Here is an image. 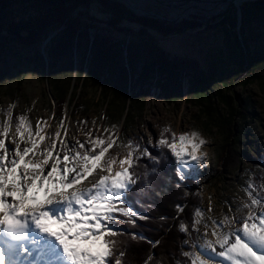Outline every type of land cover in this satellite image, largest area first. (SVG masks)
<instances>
[{
  "label": "rangeland",
  "instance_id": "obj_1",
  "mask_svg": "<svg viewBox=\"0 0 264 264\" xmlns=\"http://www.w3.org/2000/svg\"><path fill=\"white\" fill-rule=\"evenodd\" d=\"M110 1L124 6L121 1ZM254 1L240 7L253 8ZM240 7L231 4L219 15L194 13L170 22L161 18L169 16L166 8L157 2L148 4L146 10L157 17L134 15L166 21L178 29L160 36L125 20L119 23L122 31L108 28L101 22L105 13L92 2L89 9L100 21L96 24L104 28L98 32L99 37L106 40L118 68H125L128 75L127 95L114 97L102 88L89 87L70 72V63H78L81 47L63 55L53 69L46 66V49L50 40L59 37L61 27L50 30L48 38L32 45L18 40L27 36L25 31H8L9 23L32 18L43 10L31 0H14L0 11V121L6 118L9 106L15 105L13 116L27 115L33 128L37 120H47L49 131L54 133L61 118L66 117L73 136L85 139L78 133L77 122L86 120L87 125L80 127L87 131L94 128L95 119L96 126H118L121 142L131 138L144 146L149 140L155 144L165 126L177 134L197 131L207 141L201 149L207 154V166L195 177L201 190L199 206L207 210L211 201L212 215L220 217L229 204L235 208L239 198H245L243 189L250 175L254 172L259 183L264 173V12L257 11L246 23L240 19ZM232 12L236 14L234 26L226 24ZM224 17L227 19L222 22ZM241 51L247 60H259L253 59L248 70L238 72ZM164 52L176 65L180 92L169 99L157 85L167 79L158 69ZM145 65L149 69L141 78ZM252 71L261 78L250 77ZM195 76L206 80L191 86ZM218 92L234 100L235 114L230 120L233 129L228 134L220 127L219 119L228 108L220 102ZM64 100L60 115L57 102ZM205 103L210 104L211 113L206 111ZM116 152L124 156L126 149L118 147L113 154ZM200 229L203 232V225Z\"/></svg>",
  "mask_w": 264,
  "mask_h": 264
},
{
  "label": "snow or ice",
  "instance_id": "obj_2",
  "mask_svg": "<svg viewBox=\"0 0 264 264\" xmlns=\"http://www.w3.org/2000/svg\"><path fill=\"white\" fill-rule=\"evenodd\" d=\"M14 107L0 121V264H127L129 241L152 246L144 264H164L155 252L161 241L139 230L138 221L151 218L137 210L139 193L165 167L178 181L198 176L207 166L201 134L165 126L155 144L144 146L121 142L118 126H96L93 119L87 131L80 127L86 120L77 122L85 139H69L66 117L53 133L47 120L33 128L27 115L14 117ZM118 147L124 156L113 154ZM243 190L245 198L220 217L212 215L211 201L207 210L194 207L190 223L180 218L187 206L180 203L176 216L158 217L178 220L185 237L174 264H264V173L257 183L253 172Z\"/></svg>",
  "mask_w": 264,
  "mask_h": 264
},
{
  "label": "trees",
  "instance_id": "obj_3",
  "mask_svg": "<svg viewBox=\"0 0 264 264\" xmlns=\"http://www.w3.org/2000/svg\"><path fill=\"white\" fill-rule=\"evenodd\" d=\"M14 0H0V11L6 9ZM42 6L43 10L32 18L20 20L19 22H11L7 26L8 31L18 33L25 31L27 36L19 38L22 44H35L42 41L48 32L57 27H61L59 37L50 40L45 52L46 66L51 69L56 67L57 61L63 55H70L71 52L80 48L78 63H70V72L77 76L80 81L87 83L89 87L102 88L104 92H110L112 96H126L128 93V75L125 68H118L115 56L109 52V46L106 40L99 37L98 32L104 29L97 25L100 22L92 14L93 9H89L92 2L95 6L101 7L105 13V18L101 22H105L108 28L122 31L119 23L122 20L136 24L140 30L147 28L156 31L160 36H166L175 33L178 29L168 24L166 21L157 19L139 17L132 14L123 5L110 0H31ZM253 8L247 6L240 7V19L243 22H249L255 16L257 11L264 12V0H256L251 2ZM81 9V11L79 10ZM85 19V21H83ZM226 17L222 18V22L226 21ZM227 25L234 26L236 23V14L232 12L227 20ZM197 25V24H195ZM92 30V33H89ZM164 52L160 58L159 71L167 76L164 83L157 82L162 94L169 99L179 96V84L176 82V65L171 62ZM256 62L259 58H245L244 52H240L238 56V72L248 70L252 65V60ZM66 67V66H65ZM149 66L145 65L140 73V77L144 78L148 72ZM250 77L261 78L255 71L249 73ZM0 76V81L1 77ZM206 78L194 77L191 86L194 83H201ZM219 100L228 110L224 117L219 119L220 127L226 134L230 133L233 126L230 122L231 117L235 114L234 100L231 96L218 92ZM142 101H140L141 103ZM66 101L57 102V108L61 115ZM205 109L211 113L209 103H205ZM245 113V112H242ZM154 155L158 154L154 149L149 147ZM142 164L147 161H142ZM149 167L151 165L149 164ZM143 170V169H141ZM171 168L165 167L159 176L149 177L151 187L145 188L139 193V199L142 206L137 210L150 214L147 221H138L139 230L143 231L147 237L152 240H160L155 252L156 259H163L164 264H174L173 256L179 257L181 241L185 238L178 232L174 221L168 219L160 221L158 217L164 215L169 218L176 216L175 205L177 203L187 205L180 218L190 223L194 207L200 203V193L196 178L187 181H178ZM179 183V187H176ZM185 191L189 193L184 196ZM159 193V194H158ZM198 193V194H197ZM131 195H136L133 192ZM169 225H172L169 228ZM122 227H127L123 225ZM195 235V233L193 234ZM131 247L125 257L127 264H144L146 257L153 251L152 246L145 241H129ZM186 250V249H185ZM155 264V260L153 261Z\"/></svg>",
  "mask_w": 264,
  "mask_h": 264
},
{
  "label": "bare ground",
  "instance_id": "obj_4",
  "mask_svg": "<svg viewBox=\"0 0 264 264\" xmlns=\"http://www.w3.org/2000/svg\"><path fill=\"white\" fill-rule=\"evenodd\" d=\"M118 1H121L125 6H127L134 13L137 14L152 13L146 10V6L148 4L157 2L161 4L162 7L168 10L169 16H164L165 18L171 20L173 19L179 20L185 18L186 16H191L194 13H203L207 17L219 15L223 11H225V8H227L231 4L239 8L242 3L251 0H196V1L188 0L184 2L172 1V0H118ZM69 132H70L69 139H71V136H73L74 134V130L69 129ZM80 139L83 140L81 136Z\"/></svg>",
  "mask_w": 264,
  "mask_h": 264
},
{
  "label": "water",
  "instance_id": "obj_5",
  "mask_svg": "<svg viewBox=\"0 0 264 264\" xmlns=\"http://www.w3.org/2000/svg\"><path fill=\"white\" fill-rule=\"evenodd\" d=\"M115 1H117V0H115ZM179 1H182V2H184V1H188V0H179ZM193 1H196V0H193ZM125 6V5H124ZM130 12H132L133 14H135V15H140V16H147V17H153V18H155V17H157L155 14H152V13H144V14H137V13H134L130 8H128L127 6H125ZM162 19H165V20H167V21H170V22H173V20H171V19H167V18H165V17H161ZM46 38H48V35L46 36Z\"/></svg>",
  "mask_w": 264,
  "mask_h": 264
}]
</instances>
